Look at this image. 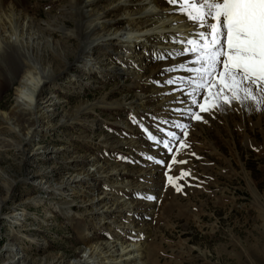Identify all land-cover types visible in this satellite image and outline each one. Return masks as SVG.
<instances>
[{
  "label": "rangeland",
  "instance_id": "374dc122",
  "mask_svg": "<svg viewBox=\"0 0 264 264\" xmlns=\"http://www.w3.org/2000/svg\"><path fill=\"white\" fill-rule=\"evenodd\" d=\"M22 1L21 9L40 27L43 67L50 66L42 95L57 103L49 111L52 129L39 136L41 147L34 155L23 156L14 148L21 137L4 129L0 116V196L7 178L15 181L3 211L16 207L25 213L19 223L0 219V264L16 252L23 264H50L53 257L69 264L85 247L79 227L91 234L90 242L113 240L115 222L95 223L90 193L71 201L64 189L52 194L75 163L89 167L88 157L113 170L109 180L99 176L95 185L106 193L102 204L114 201L110 211L118 225L133 224V231L120 234L125 243L142 244L141 264H264V83L257 87L244 82L234 97L218 75H204V67L200 72L170 71L162 49L139 55L144 65L137 79L121 76L104 65L109 62L131 73L132 65L117 52L95 49L87 64L78 56L86 11L107 10L115 0ZM115 13L107 18H118L117 26L126 27L124 17ZM149 48L154 49L152 44ZM4 49L0 114L12 108L18 84L16 77L10 84L5 81L23 64L16 46ZM190 51L186 53L199 56ZM169 89L189 94L183 93L176 109L159 104L155 94ZM141 95L143 108L134 112L127 103ZM167 109L180 118L174 112L164 116ZM193 113L202 119H194ZM116 170L119 181L114 179ZM39 179L49 185L47 190L34 183ZM126 180L141 188L127 191L120 185ZM31 197L37 201L30 202ZM62 205L73 219L61 213Z\"/></svg>",
  "mask_w": 264,
  "mask_h": 264
},
{
  "label": "bare ground",
  "instance_id": "6f19581e",
  "mask_svg": "<svg viewBox=\"0 0 264 264\" xmlns=\"http://www.w3.org/2000/svg\"><path fill=\"white\" fill-rule=\"evenodd\" d=\"M73 1L75 3V0ZM115 1L116 3L110 5L107 10L104 8L102 10L91 9V11H86V17L80 31L83 41L80 43V49L78 50V56H81V59L85 60L86 64L91 59L90 56L92 53L95 52L93 50H111L117 52L118 56L125 57L126 62L132 65V71L130 73L126 68L117 67V65H113L109 62L104 63L108 70L118 71L117 73L121 76L128 74L134 75V78L137 79L140 69L144 65V63H141L139 55L148 49H150V53L156 52L157 49H162L161 53H163L165 57H169L168 68L170 67V71L177 69H203L202 62L195 61L198 56H193L194 53L188 54L186 52L188 48H193V45L187 43L189 40L196 41L197 46L204 43L198 33L205 31V28L200 27L199 22H193L186 14H183L179 10V5L169 4L168 0ZM22 3V0H0V51H4L5 46H16L19 59H22L21 62L23 63L19 66L17 71L11 74V79L5 81V83L10 84L16 77L18 84L14 90L15 100L12 108L8 111L1 112L0 116L5 121L4 124L6 125L2 127H5V130L12 131L21 137L19 142L13 145L14 148L19 150L23 156H27V152H30L28 155H34L36 153L35 150L41 147L38 140L39 136L45 135V133H48L52 129L53 118L52 113H49V111L51 108L55 107L57 100L51 96L45 97L42 95V90L45 85H47L46 83L50 78L48 76L50 66L47 68L46 66L43 67L42 61L44 59H41L39 56L40 45L42 44L38 40L40 27L33 18L28 17V15L24 13L21 9ZM79 5L83 4L79 3ZM188 10H191L190 6ZM109 12H116V15L124 17L126 27L117 26L118 18H107ZM79 15L82 16L81 14ZM193 15H195V13H193ZM206 19L209 23H215L211 17H206ZM81 20L82 18L80 21ZM47 42L51 44V41ZM150 44L153 45L154 49L149 48ZM138 46L141 47L140 51L137 50ZM196 52L199 56L202 55L200 51ZM178 53L184 54L178 55ZM181 65L185 67H181ZM134 69H138V71L136 72ZM55 72L56 70L53 74H55ZM184 92L187 94V91ZM184 92L180 93L173 91V93H171L169 89L168 92L163 93L157 91L155 94L158 97L159 104L166 103V105H171V107L173 106L176 109L180 107V101L185 97V95H183ZM53 97L55 96L53 95ZM142 99L143 95L134 98L127 104L130 109L136 112L138 108H143L144 100L142 101ZM89 108L93 107L90 106ZM168 112L176 113L177 116L174 117L175 119L180 118L179 113L175 110L171 111L167 109L166 113L163 115L165 116ZM158 118L163 117L158 116ZM176 122L175 120V123ZM75 162H77V160ZM87 162L89 163V167L87 168L82 166V164L80 166L79 163H75L72 167L74 170L57 182L58 185L54 186L52 194H54L55 191L61 192V190L63 191L64 189V194L69 195L71 201L72 197L82 199L85 193H90L92 198L89 199L95 204V208L92 209V211L94 210L93 212L97 213V215L95 214L93 217V219L96 220L95 223L108 221L110 224L115 222V234L112 236L113 240L111 241L90 242L92 239L91 234H85L86 229L79 227L78 231L81 232L80 236H83L85 247L81 249L80 258L75 259L69 264H141L140 259L143 254L142 244L133 241L125 243V241H123V236L120 234L126 233V230L133 231V224L124 222L125 224H120L121 226L118 225L119 223L115 217L111 215L110 211L111 206H114V201L111 202L107 200L102 204L103 197H105L106 193L100 191L95 185L96 178L99 176H104L105 181L109 180L108 176L113 173L112 168L111 170H107L109 166L105 167L97 157H88ZM104 171L106 172L105 174ZM114 172V179L119 181V172H117V170ZM43 179L35 180L34 183L37 182L42 185L44 189H41L44 191L47 190L46 187L49 185H46ZM7 180L8 181L3 184L4 187L2 189V195L0 196V219H9V221H18L17 223H19L21 222L19 220H22L25 216L23 208L18 209L14 206L15 208H12L13 210L11 209L8 212L3 211V208L6 207L8 203V195L11 186L15 182L9 178H7ZM71 183H74V185H71ZM120 185L127 191L134 186L137 189L141 188V184L130 180H126L125 183H121ZM112 200H114V198H112ZM31 201H37V199L31 197L30 202ZM58 208L64 216L71 219L74 218L72 214L68 213V206L62 205V207ZM90 211L89 213L87 212V214L81 212L82 215L80 216L89 215ZM13 255L11 259H7L2 264H23V261L20 260V252H16ZM61 262L62 261L58 260L56 257H53V261L50 260V264H64Z\"/></svg>",
  "mask_w": 264,
  "mask_h": 264
},
{
  "label": "snow or ice",
  "instance_id": "6c2138e0",
  "mask_svg": "<svg viewBox=\"0 0 264 264\" xmlns=\"http://www.w3.org/2000/svg\"><path fill=\"white\" fill-rule=\"evenodd\" d=\"M168 3L179 5L183 14L205 28V31L198 33L204 41L202 45L197 46L194 40L187 42L193 45L192 52H201L202 55L197 60L203 62L202 67L206 65L204 75H218L221 83L233 90L234 97L235 90L244 82L257 87L264 83V0H168ZM206 17H211L215 23H209ZM218 65L222 66L219 72ZM189 71L200 72V69ZM167 83L172 84L173 81L169 80ZM208 84L213 86L211 81ZM197 87L203 85L197 84ZM244 91L248 94L251 90L244 88ZM193 103H196L195 99ZM200 110L207 111L203 105H200ZM193 118L202 119L195 113ZM168 135L175 137V133ZM164 146L168 147L167 141Z\"/></svg>",
  "mask_w": 264,
  "mask_h": 264
}]
</instances>
